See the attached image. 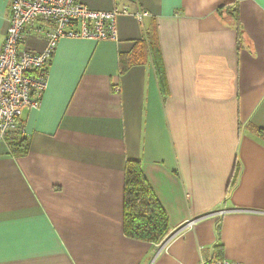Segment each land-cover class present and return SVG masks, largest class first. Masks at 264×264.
I'll list each match as a JSON object with an SVG mask.
<instances>
[{
	"label": "crops",
	"instance_id": "0c3cea01",
	"mask_svg": "<svg viewBox=\"0 0 264 264\" xmlns=\"http://www.w3.org/2000/svg\"><path fill=\"white\" fill-rule=\"evenodd\" d=\"M79 1L127 12L116 41L59 39L41 104L19 119L27 150L0 139V264H264V0ZM230 2L239 35L216 13ZM38 25L20 49L42 50ZM128 160L166 213L158 243L124 234Z\"/></svg>",
	"mask_w": 264,
	"mask_h": 264
},
{
	"label": "built area",
	"instance_id": "2783aa9c",
	"mask_svg": "<svg viewBox=\"0 0 264 264\" xmlns=\"http://www.w3.org/2000/svg\"><path fill=\"white\" fill-rule=\"evenodd\" d=\"M126 9L93 10L79 0H10L9 25L0 49V139L11 138L25 109H36L47 84V68L61 38L117 40L116 16ZM146 13L138 14L140 19ZM43 33L37 53L20 49L26 28ZM193 220L188 221L191 225ZM200 264H239L200 258Z\"/></svg>",
	"mask_w": 264,
	"mask_h": 264
},
{
	"label": "trees",
	"instance_id": "16d2710c",
	"mask_svg": "<svg viewBox=\"0 0 264 264\" xmlns=\"http://www.w3.org/2000/svg\"><path fill=\"white\" fill-rule=\"evenodd\" d=\"M216 13L222 17H229L235 24L238 35L241 33L238 3L230 2L219 6ZM150 37V36H148ZM149 39V51L158 80L163 82V71L160 61V53L156 48L154 38ZM122 58V57H121ZM126 69V62L120 59V72ZM256 132L264 136V131L256 129ZM6 142L12 155L22 154L27 150V138L22 131L20 120L17 129ZM169 226L167 216L144 176L139 160H128L124 170L123 188V231L132 239L158 243L164 240Z\"/></svg>",
	"mask_w": 264,
	"mask_h": 264
}]
</instances>
